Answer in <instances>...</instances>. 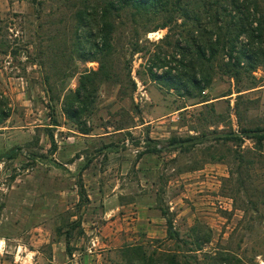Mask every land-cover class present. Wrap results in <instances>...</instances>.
I'll return each mask as SVG.
<instances>
[{
	"label": "rangeland",
	"instance_id": "374dc122",
	"mask_svg": "<svg viewBox=\"0 0 264 264\" xmlns=\"http://www.w3.org/2000/svg\"><path fill=\"white\" fill-rule=\"evenodd\" d=\"M41 1L0 0V109L9 113L0 124V264H128L124 254L136 245L180 250L194 264H230L214 258L223 253L231 264H264V147L221 138L264 126V67L238 78L219 71L203 92L180 94L149 72L158 56L174 54L160 41L168 30L146 32L154 24L139 28L127 16L116 33L118 80H97L84 134L63 112L64 95L100 64L75 51L79 0ZM107 144L130 153L128 168L105 154ZM154 144L165 150L153 161ZM89 159L81 198L79 166ZM117 184L153 206L105 209ZM169 221L185 240L195 226L212 240L188 250L192 244L170 238Z\"/></svg>",
	"mask_w": 264,
	"mask_h": 264
},
{
	"label": "trees",
	"instance_id": "16d2710c",
	"mask_svg": "<svg viewBox=\"0 0 264 264\" xmlns=\"http://www.w3.org/2000/svg\"><path fill=\"white\" fill-rule=\"evenodd\" d=\"M79 3L75 51L81 53L85 60H97L100 66L98 69H86L81 74L77 88L65 93L62 109L66 117L84 134L90 133L82 119L97 90V80H118L114 79L117 73L113 65L118 44L116 33L118 20L127 16L139 28L154 24L147 27L146 32L168 30L160 41H166L172 48L170 53L174 54L171 59L158 56V60L149 67V72L152 80L166 84L180 94L192 95L194 89L203 92L219 71L231 78H238L243 71L253 73L260 66L264 67V0H79ZM173 31L177 35L175 40L171 39ZM79 32L84 35L81 36ZM139 40L138 38L133 43L132 50L135 53L140 51ZM174 61L175 65H172ZM48 90H52V87ZM8 116L7 111L0 109V124ZM196 138L194 135L185 139L173 137L170 144L189 142ZM221 138L238 144L250 139L263 148L264 126H242L240 132H225ZM150 142L151 139L146 144L149 145ZM103 149L116 151L119 147L107 144ZM164 150V147L158 148L154 144L147 152L160 153ZM17 151L18 148L12 149L8 157L15 156ZM91 163L92 160L89 159L79 166L81 198H87L83 171ZM172 227L173 222L169 221L170 238L182 241L184 246L192 244V249L188 250H200L212 240L211 232L198 226L191 229L190 241L181 238L180 232ZM67 244V250L71 254L69 242ZM181 252H148L144 246L136 245L129 246L124 255L128 264H194L193 260L197 261L195 256L193 260L189 258L192 256L182 258ZM217 257L230 264L233 262L227 253L214 256Z\"/></svg>",
	"mask_w": 264,
	"mask_h": 264
},
{
	"label": "crops",
	"instance_id": "0c3cea01",
	"mask_svg": "<svg viewBox=\"0 0 264 264\" xmlns=\"http://www.w3.org/2000/svg\"><path fill=\"white\" fill-rule=\"evenodd\" d=\"M104 152L105 154H109L110 157L113 156L116 157L115 160H117V158H119L121 156V160L119 161V165L121 166V169L123 170L124 168H128V163H130L128 161L129 159V155L127 154H130V153H127L126 151H123V149H118L116 151H109V150H106L104 149ZM163 153V152H160V153H151L149 154L150 157H147V158H152L153 161L155 160V158H157V156L159 157L160 154ZM148 156V155H147ZM142 159V158H141ZM140 159V160H141ZM140 160L139 161H135V163H133V165L131 166V176L129 178L130 181H132L133 179H137V174L139 173V169L141 168V163H140ZM158 166V165H156ZM90 167V166H89ZM88 167V168H89ZM88 168L86 170H88ZM159 170V169H157ZM121 175H123V172H121ZM139 176V174H138ZM134 182V180L132 181V183ZM121 185L117 184L116 185V188H119V190L121 191H116V193H113L111 195V204L110 206H106L105 209H112L113 212H116L117 210H121V209H126V210H132L133 209H149L150 206H153V205H149L148 202L146 201H140L138 198H136V195H133V194H129V195H125L122 190L123 188L121 187ZM114 192V190H113ZM100 193L102 194L101 190H100ZM92 198V197H90ZM108 198H110L108 196V194H105V192L103 191V203L104 204H107V200ZM149 207V208H148ZM135 213V211H133V214ZM112 214V213H110ZM131 220H130V223L134 225V219H136L134 216H130Z\"/></svg>",
	"mask_w": 264,
	"mask_h": 264
}]
</instances>
